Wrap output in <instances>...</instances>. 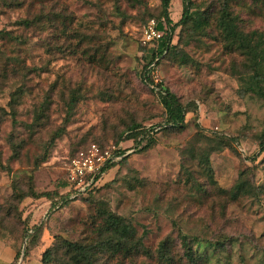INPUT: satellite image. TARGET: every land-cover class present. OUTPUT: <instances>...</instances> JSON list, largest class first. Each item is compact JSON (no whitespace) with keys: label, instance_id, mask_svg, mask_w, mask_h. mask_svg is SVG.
<instances>
[{"label":"rangeland","instance_id":"obj_1","mask_svg":"<svg viewBox=\"0 0 264 264\" xmlns=\"http://www.w3.org/2000/svg\"><path fill=\"white\" fill-rule=\"evenodd\" d=\"M47 1L67 16L66 34L60 21L43 33L24 31L16 24L24 13L1 9L0 31L26 43L0 40V264H43L58 239H91L102 207L124 217L154 252L170 237L183 255L181 231L201 239L196 248L208 264H264V100L241 95L242 58L227 51L214 28L183 40L177 30L176 55L156 61L150 79L189 113L181 130H164L165 110L143 78L153 45L142 43L162 0ZM225 3L243 31L264 33L251 0H192L212 15ZM183 5L170 0L174 23ZM16 58L23 70L14 75ZM35 67L46 72L32 73ZM19 88L25 92L12 105ZM133 124L159 127L156 144L139 152L136 142L122 141ZM93 143L125 151L126 161L121 157L91 193L61 205L72 195L71 160ZM34 227L42 235L28 246ZM218 242L225 246L216 250ZM134 264L159 263L142 256Z\"/></svg>","mask_w":264,"mask_h":264},{"label":"trees","instance_id":"obj_2","mask_svg":"<svg viewBox=\"0 0 264 264\" xmlns=\"http://www.w3.org/2000/svg\"><path fill=\"white\" fill-rule=\"evenodd\" d=\"M251 1L253 3L251 9L257 10L259 16L264 19V0ZM47 3V0H0V15L2 10H14L24 13L25 17L20 18L16 24L24 31L35 30L39 31V33L45 32L49 25L57 27L56 24L60 21L62 24L61 33L66 34L70 29L65 24L68 21L67 16H63L57 11L56 3L49 8ZM162 8L160 17L154 20L157 23V29L163 35L160 40L150 44V46L153 45L150 49L151 59L145 66L143 78L149 88L157 91L160 103L165 110V121L162 125L164 130H181L186 124L189 113L174 93L163 84L155 85L150 79L152 65L156 64V61H159L164 55H176L177 46L173 45L172 42L177 30H180L178 35L180 40H183L184 36H207L210 29H216L227 51L238 55L243 60V71L240 74L242 83L241 95H253L264 100V33L258 31L247 33L243 31L239 23V17L231 11L227 3L216 15H212L209 14V11L194 7L192 0H184L182 17L176 23L172 21L169 14L170 0H162ZM1 39H8L17 46H23L26 43V40H23V36H15L14 32L6 30L0 31ZM13 61L20 67V69L17 67L14 69V75L21 74L20 72L23 70L22 61L19 58ZM37 71L46 72L43 67L31 69L32 73ZM3 72L6 75L8 74L6 67ZM24 92L22 88H19L13 95L11 104H17ZM76 101L71 102L70 109H72ZM141 128L138 124L130 125L127 130L129 133L124 138L121 137V140H132L137 143L136 151L145 152L156 144L155 135L159 127ZM61 134L60 132L57 136L59 137ZM261 138L260 151L264 152V133ZM125 154V151H119V156L122 157L120 162L126 161ZM203 162L204 165H209L208 158ZM117 163L118 160L109 162L101 173L96 176L95 182L88 188L86 193L73 199L61 197V205L91 193L97 188L101 176ZM209 171L207 170L206 173L211 184H214L212 173ZM196 186L198 190L201 189V185ZM30 196L33 198L39 197L33 191H31ZM25 197H29V195H19V202ZM92 231L94 236L84 242L58 239L56 246L45 251L42 263H50L55 259L58 264H134L142 256L149 259L155 258L159 264H208L209 262L207 254L201 253L196 248L201 241L198 237L189 238L180 231L183 249V255L181 256L177 255L174 240L170 237L162 241L156 252H154L146 247L144 243L145 237L139 236L137 230L124 217L104 207L100 208ZM27 234H29V231L26 232ZM41 235L42 229L34 227V231L32 230L27 235L28 246L39 239ZM224 246L225 243L218 242L215 249L218 250V248ZM18 258L19 254L16 256V259Z\"/></svg>","mask_w":264,"mask_h":264},{"label":"built area","instance_id":"obj_3","mask_svg":"<svg viewBox=\"0 0 264 264\" xmlns=\"http://www.w3.org/2000/svg\"><path fill=\"white\" fill-rule=\"evenodd\" d=\"M163 33L157 29L154 19L150 20L142 31V43L147 46L162 38ZM120 149L114 147V151L101 149L98 145L92 144L87 151H81L75 156L68 168L67 186L73 199L86 193L88 188L95 182V178L102 169L111 161H117Z\"/></svg>","mask_w":264,"mask_h":264}]
</instances>
